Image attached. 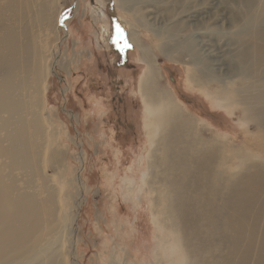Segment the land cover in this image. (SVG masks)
I'll return each mask as SVG.
<instances>
[{
	"label": "rangeland",
	"instance_id": "374dc122",
	"mask_svg": "<svg viewBox=\"0 0 264 264\" xmlns=\"http://www.w3.org/2000/svg\"><path fill=\"white\" fill-rule=\"evenodd\" d=\"M201 2L207 6L219 4L218 17L226 15L217 23L205 19L210 30L203 32L210 42L222 45L231 41L238 45L237 39L244 28L247 30L248 18L253 15L257 18L255 31L264 45V0H257L253 9L243 0H185L183 6L195 7ZM64 3L61 43L52 42L50 51L48 46L45 49L51 53V78L42 108L37 110L48 119L49 132L56 135L52 149L60 151L63 160L49 163L46 170L57 176L64 170L65 179L72 181H68L72 198L67 210L77 213L78 245L76 257L70 248L67 264H170L171 257L181 264H190L193 259L185 244L178 246L175 242L183 238V230L171 217V199L178 192L172 191L170 183L180 180L176 175L179 173L169 171L163 160V141L159 139L162 133L158 132L160 136L154 141L146 134L148 108L140 88L146 66L139 60V48L122 29L120 17L135 24L139 38L154 55L159 69L158 85L176 100L180 119L191 131L187 139L199 147L210 145L218 157L226 158L229 180L240 178V174H233L239 170L234 158L238 149H252L264 165V130L244 109L240 93L235 92L240 101L225 107L220 91L223 86L239 88L264 77V66L253 79L235 77L233 82L210 64L212 59L205 55L197 30L178 33L171 32L174 28H165L162 44L158 45L156 24L145 19L142 11L121 7V0ZM178 7L162 10L175 22L183 14L179 12L186 10ZM213 8L211 11L216 12ZM99 9L105 14L97 20L94 10ZM132 14L139 17L138 22ZM227 19L236 20L241 26L229 31ZM103 31L105 39L98 38ZM243 37H247L246 31ZM197 59L199 64L195 63ZM207 66L210 82L206 79L207 83L197 84L200 70ZM78 176L81 183L75 179ZM77 199L81 201L78 212L74 204ZM255 210H260L261 229L264 190ZM254 260L255 256L252 264Z\"/></svg>",
	"mask_w": 264,
	"mask_h": 264
},
{
	"label": "bare ground",
	"instance_id": "6f19581e",
	"mask_svg": "<svg viewBox=\"0 0 264 264\" xmlns=\"http://www.w3.org/2000/svg\"><path fill=\"white\" fill-rule=\"evenodd\" d=\"M184 2L121 0V7L142 11L145 19L156 24L158 45L165 28H174L171 32L178 33L197 30L205 55L212 59L210 64L233 82L235 77L253 79L259 74L264 66V45L255 31L257 18L250 15L249 27L241 32L238 45L231 41L219 45L206 39L203 32L210 30L205 19L217 23L226 18L223 12L222 18L218 17L219 4L207 6L201 2L184 8ZM243 2L253 9L257 0ZM159 6L186 10H181L180 20L174 22ZM211 6L217 13L211 11ZM64 10V0H0V264H67L70 248L72 255L76 254L77 213L67 210L72 198L68 181H72L65 179L64 170L58 176L46 170L49 163L63 160L61 152L52 149L56 135L49 132L48 119L37 110L42 108L51 78V53L45 49L50 51L52 42L61 43ZM102 10H94L95 19L105 14ZM132 16L139 21L138 16ZM120 25L139 48V60L146 66L140 83L148 108L146 134L154 141L158 132L162 133L163 160L169 171L179 173L176 175L180 180L170 183L172 191L178 192L171 199V217L183 230V238L176 240V245L185 244L193 259L190 264H252L254 256L253 264H264V225L259 228L260 210H255L264 190V165L258 153L250 148L238 149L234 158L239 170L233 174H240V178L227 179L226 158L218 157L210 145L199 147L187 139L191 131L181 121L174 97L158 85L156 59L139 38L135 24L121 16ZM226 26L230 31L241 25L227 19ZM245 31L247 37H243ZM104 33L99 32L98 38L105 39ZM195 63L199 64L200 59ZM202 69L197 84L210 79L209 66ZM220 92L225 107L240 101L235 92L240 93L244 109L264 130V77L239 88L223 86ZM75 179L81 183L79 176ZM74 204L78 212L80 199ZM168 261L181 264L175 257Z\"/></svg>",
	"mask_w": 264,
	"mask_h": 264
}]
</instances>
